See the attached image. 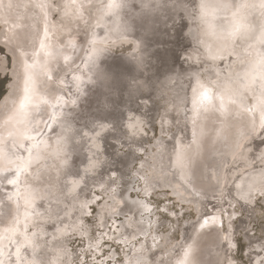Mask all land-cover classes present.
<instances>
[{
    "label": "bare ground",
    "instance_id": "1",
    "mask_svg": "<svg viewBox=\"0 0 264 264\" xmlns=\"http://www.w3.org/2000/svg\"><path fill=\"white\" fill-rule=\"evenodd\" d=\"M38 1L39 0H14V5L12 4V1L11 2L8 1L9 2L8 6L10 4L13 5L9 8L10 12L15 11L17 16L19 17L21 16L25 18V25H24L25 28L19 30V26H18V29L16 28L17 31H15L16 30L15 29L14 30L15 32L12 36L13 41L18 47L17 49H19L21 46L33 48L34 44L37 45L38 43L37 36L40 37L39 35L42 31L36 30V25L37 23L42 24L43 23L42 21H44V19L42 18L43 16L41 14L42 12L47 13L46 10L53 11L52 10L53 8L52 9L48 8L50 6L49 0H40V3ZM56 1L57 3L54 9L56 10L55 12H59L58 14L59 19L57 21L58 26L56 27V29L53 30H54V34L58 37L57 39L61 38L60 41H63L64 36L67 34V33L63 34L62 31L59 30L60 28L61 29L63 28L65 29L64 30L65 32L67 30L69 31L70 33L69 36H73L74 42H76L77 44L80 43L82 44V41L86 34V30L89 27L84 22L91 23L93 17L94 16L96 17V14L98 13L95 12L97 11L96 10L97 7H99L101 4H99V6L95 8L92 6L91 1H88L86 3L83 2L79 3L78 0H67L66 2H64L65 0H56ZM122 1L123 2L125 1L126 7L121 6L120 8L119 5L123 4ZM236 1L237 0H235V2ZM133 2L136 3V7H133L131 5V3ZM226 2H230V7L227 9L221 8L220 6L225 4ZM231 2H233V0L232 1L231 0H118L117 2H114L112 7L108 8L102 14H100V12L99 14H97V18L99 17L100 19L101 15H106L107 13V17L105 19L104 18L100 19L98 22L99 25H105L104 27L107 26L108 28L109 26V29L105 28L104 31L112 30L113 27L112 26L110 27L109 21H111L112 20L111 18L114 16L122 18L124 17V15L126 16L129 14V15H133L138 19L135 20V23H131V22L129 23L130 24L129 29L131 31L129 29L126 31L122 29L117 30V32L114 31L115 32L114 36L121 35L117 39L113 38L111 36V33L109 35L107 33H105L106 35L104 34L102 38L104 39L102 40L103 42L99 43L101 50L100 53L98 52V50L94 51L96 53H93L94 54L93 58H90L91 56L89 57L88 54L87 56L90 58V60L86 57V59H88L89 61L85 59L86 63L83 62V65H81L82 75L86 79H84L85 83L83 84L81 82L78 83L79 88L75 87L78 88L77 90H79L80 93V97L78 96L79 99H77L75 102L64 101L61 105L59 103L57 107H60V110H56V108L54 109L55 112L51 115L52 119L50 123L45 127L46 128L45 134L41 135L38 138L33 139L32 141L29 142L26 141L25 146L27 145L26 148L29 151H31L33 158L28 164V170L24 171L22 175H20L19 172L16 171L15 177L19 176L20 182L18 185L13 186V190H14L13 193L15 195L13 196L16 197L17 190H19L20 192H25L28 189H31V204L30 205L25 204L23 195L17 196V206H16L17 214L12 216L17 217L15 222L18 223V221L21 219L19 218V216L21 215L22 210L25 209L27 214H23V218H24L23 221L28 223V226L29 224L32 225L34 231L31 233L30 236L28 234L29 240L27 239L28 243L25 244L24 241L21 240L20 238L21 236L19 237L18 235L14 234L15 232L13 233L9 231V229H13V228L16 230L19 223L18 225H14V226L12 224L11 226L8 225L7 227L8 231L6 232V234L10 235L8 240L10 246L11 243H13V241L16 243L18 242L17 240H20L18 242L19 243L18 247L29 248V252L27 254L29 255L31 254V256L27 255L28 257L21 259L17 264H30L27 261H30L31 263H35V264H66V263L69 264L71 261H73L71 260L73 259L72 258L73 252L71 253L69 251V247H67L66 245V241L69 238H66V231L62 229L63 222L62 220H60V217L66 215L65 213L67 209L68 210L70 209L69 210L70 221L73 219V217L76 216V214L79 213L80 210H81L80 212H83V208H80L79 206L84 207V205L89 202L90 192H93V190H90V188L93 187V185L95 184H96L95 186L99 187V185L102 183L101 180L102 181L105 180L107 174H110L112 177V175L116 176L115 174L121 175V173L123 172H125L127 175L128 172L131 171V169L134 166L133 164L135 163V157H136L135 155L136 153L133 151L134 148L132 149L131 147L134 146L135 149L140 148L139 151H141L142 148H144V142L147 139L145 133V127L151 126V124L155 122L157 120V117L159 116L157 112H159L160 110L157 111V109L159 108L157 107V103L155 102V99L160 96H162L161 98L163 99V103L168 102L169 110H170L164 112L163 115H160L162 133H166V130L171 128L172 126H175L174 130L168 134V137L166 139L162 137L158 141H156L155 139L156 149L154 151L151 150L150 155H146L147 158L144 157L146 158V160L139 163L140 165L136 169L135 174L134 173L133 174L136 175L135 177H139L141 181H143V187H142L144 189L143 195L153 192V189L156 188H169V190L171 189V191L174 192V195L177 198L176 201L178 199L181 202L185 201L189 203L192 201L194 202L193 204L196 205V209L197 207L202 209V212L199 213L197 220L186 221L182 224L180 232H181V239L184 242V246L186 245L190 246L192 240L196 238L198 234H201L202 236L204 235L207 227L203 226V222H202L203 219L204 218H207L208 220L211 219L214 209H216L217 207L221 208L220 206L221 204L219 205L218 202H213V203L209 202L202 196L203 189H205V185L203 184L202 180H204V182L213 184L215 186L217 185L219 186L220 184H222L219 187L222 189V187L224 186L226 187L227 185V184L224 185L225 179L226 181H228V179H231V176L234 177L236 170L234 169L232 170L231 169L232 167L230 165L236 168L238 163V158L239 160L244 158L249 159L251 161L253 160V162H255L256 165L261 164L260 159L264 160L262 156L264 155V133L262 136V140L261 139L254 140V133L256 131L247 132L244 129L245 128L244 122L248 121V117L244 114V111H238L239 108H237V110L233 109L234 110L233 112L235 113L234 114L230 113V117H232L231 121L230 120L228 121L227 119H223V117L221 119L215 113H213L214 116L210 114V116L207 115L209 118L202 119L200 118L202 117L201 113L197 112L198 107H196L195 105V101L199 98L200 93L204 91H206L210 97H213V95L214 97H220L221 99H223L224 102L228 101L233 96H236L237 97L236 100L238 101L239 98L247 99V96L253 95L255 98L256 105L258 104L257 107L259 108L258 110L260 112L259 115L262 113L264 114V42L260 41L259 39L261 32H264V0L250 1L252 3H249V5L255 2V4H258L256 6H254L253 4L249 7L242 8L243 6L242 5L241 15H237L233 7V6L237 7L238 4L235 2H234L235 4H233ZM4 4L7 3L4 2ZM252 7L255 12H252L251 10ZM102 9L104 8H101V11ZM2 10L3 7L0 5V24L3 23L2 19L4 17V13L2 12ZM75 14H77L76 17ZM238 16L248 17V22L251 23L254 27V30L251 33H249L246 37L239 40H235L234 42L231 43L217 44L215 46L206 45L205 43L206 26L207 29H210L213 34H216L217 27L226 28L229 25V23L231 21L236 20ZM36 18L37 19L39 18V22H36ZM85 18L86 21L83 22ZM116 19L117 18L115 17V20ZM18 24L19 23L17 22V25ZM6 25H4V27ZM243 26L244 25L242 23L237 21V27L233 29L234 34L237 33L240 27ZM97 27L100 28L103 26H96V27L94 26V31L95 28ZM90 28L92 29L93 27ZM124 31L126 32V34H128L127 32L130 31L129 32L130 35H126ZM46 34H48V31ZM46 34L45 35L43 34V36H46ZM43 36L41 37L43 38ZM51 37L53 36L51 35ZM43 41L42 44L45 42ZM39 44L42 45L40 42ZM130 44H134L137 50L134 56H127L126 54L117 55L118 50H121L125 46ZM36 45L35 47H37ZM42 46L44 47V45ZM42 46L41 49L43 48ZM90 48L91 47H89V49ZM21 50L23 49L21 48ZM42 50H45V48ZM47 50L49 51L50 49H46V51ZM88 52H90V50H88ZM31 53L36 54V52L35 53L31 52ZM45 53L46 52H44V54ZM56 53L54 52V55ZM46 54H48V56L51 58V55H49L48 52ZM63 54L64 53H62V55ZM58 55H60V53ZM62 55H60L61 58ZM34 56L32 55L33 58ZM41 57L43 58V56ZM52 58H53L52 60L55 59L54 57ZM59 58H57V60L55 61L58 62L59 60L60 62L61 58L60 59ZM30 60L33 61L32 59ZM43 61H39V62L43 64ZM51 62H50L51 66L55 64V62L53 64ZM39 67L41 68L40 65ZM43 68L46 69L51 67L45 66ZM76 69L72 68V70H76ZM38 71L39 70H37V72ZM202 71L205 72L208 80L212 82V84H214L215 86L214 91H212L211 83L204 84L202 81L199 80V78H197L198 73ZM45 72H47V70ZM12 74H13V79L15 81L13 80L14 82L8 85L9 86L8 94L0 102V112L3 110L8 100L15 99L17 97L16 94L18 92L16 93V88H15L18 79L17 71L12 72ZM34 74L36 73L34 72L33 75ZM54 75H53L54 79L59 77L58 73ZM42 76L43 75H41V77ZM20 79L21 78L19 77L18 81ZM34 79L35 77L33 78V80ZM39 79L40 80L42 79L41 80L42 82L44 80V78L38 77V82H36V85H34L35 87H32L31 85L32 89L33 88L35 89L36 86L39 84L40 81ZM73 79L75 80L74 75H73ZM77 79L78 78H76V80ZM33 80L32 82L35 84V80L34 81ZM48 81L51 80L48 79ZM56 81L57 80H55V82ZM71 81L73 80H69V82ZM32 82L30 80V83ZM57 82L59 83L60 81ZM62 82L64 84V81ZM69 82L67 81V83ZM46 83L45 85L46 87H48ZM50 83H52V81ZM18 84H20V81L18 82ZM73 84L74 83H72V85ZM65 85L67 84H64V86ZM73 86H77V85L74 84ZM60 87L61 86H59L58 88ZM69 87L67 89L73 88L72 86L70 88ZM58 88H57L58 90L57 94L59 93ZM34 89L33 91L32 90L26 91L25 93L26 99L30 95H34L38 90H39L38 92L43 91V89L41 88L39 89L37 88L38 90L36 89L34 90ZM52 90L54 91V89ZM34 91L36 92L30 94V92L32 93ZM48 91L49 90L45 92ZM65 91H66V95L67 93L68 94L71 93L70 90H65ZM19 93L21 94V92ZM60 94L63 95L61 91ZM39 95L41 96L40 93L37 96ZM48 95L46 97H49ZM19 96L20 95H18L17 98H19ZM166 96H168L167 99ZM259 96L260 98H258ZM46 100L47 99H45L44 101ZM190 101L191 103H193L192 108L190 109L193 112L190 115H188L187 113L189 109L188 107L189 106L191 107V105L189 104ZM22 104L23 102L22 103L20 102L18 104L19 105L18 112H20L19 109H21L20 106ZM236 104L239 106L238 102ZM236 106L234 108H236ZM26 108L29 109V107ZM36 109L35 111H37L39 108L37 110ZM242 109L244 108L242 107ZM12 110L10 111V114L8 116L12 114L11 113ZM42 110L45 109L43 108ZM29 112L26 111V113L28 114ZM16 114H17V110L14 111L13 116H16ZM43 114L41 113V116ZM41 116H39L40 119ZM215 116H217V118ZM11 117H9V119ZM4 118L5 115L3 119ZM22 119L23 117L21 118V120ZM27 119L28 118H26L25 120ZM25 120L22 121L24 122ZM215 120H217L216 121L217 123L215 122ZM258 121L260 120L258 119ZM7 122L10 123L9 120ZM193 122H195V129L192 135L193 136L192 149L189 148L190 149L189 152L181 154L178 148L181 147L182 149L181 145H184L185 142H187L186 140L189 139V137L188 138L185 137V134L188 132V127ZM214 122L216 124H218V122L225 123L226 126L223 127L222 124L219 123L222 126V128H220ZM10 124L16 125L17 123L15 124L14 122L12 123L11 121ZM133 124L136 126L135 128L129 127V125H133ZM206 127H208L207 132H205ZM26 128L29 129V127ZM20 129H22V127ZM213 129H215L214 134L212 133ZM5 130L8 133L10 131L8 129ZM26 130L27 129H25V131ZM18 131L17 132L19 134L21 131L19 129ZM260 134L258 135L260 136ZM20 136L22 137V135ZM205 136L207 137L210 136L212 142L213 141L216 142V143L215 142L211 143L213 145L215 144V146L213 147L214 150L208 151L203 149L202 143ZM111 140H116L117 142L121 143L123 147L124 146L127 147L129 151H126V153L116 151L117 154L115 155V150L112 147L113 144L111 143ZM131 144L133 146H131ZM33 145H36V147H33ZM97 145H99V147H97ZM17 148L18 145L15 144V140L6 142V144L0 148V167H4V166L6 167V165L9 164L22 165L28 161L29 153L27 155H22L20 154L19 151H17ZM240 163H242V161ZM240 163L238 164L240 165ZM250 164L251 163H249V165ZM249 165H247V167H249ZM252 167L254 168V166ZM247 170L248 169H246V171ZM238 173L240 174L241 172L239 171ZM238 173L236 177H238L239 175ZM250 173L251 172L247 173L237 183H235L232 189H230L231 185H229V182H227L228 183L227 188L230 187L229 189L230 192L232 193V196L236 194V198L238 199V201L239 199L241 200L240 204L244 206L243 207L244 210L245 208L246 209L248 208L247 205L249 202H247L245 199L242 198L248 195V199H249L250 197H252V195H256L257 194L256 192H258L257 188L254 185L256 177H254V175ZM249 178L252 180L251 183L248 182ZM123 181L125 184L128 185V187L127 188L122 187V190L117 191L119 190L117 189L116 190L117 192L115 191L109 194L107 196L108 201H106L103 206L98 207V213H97V217H98L97 221L99 223L98 226L101 227H105L108 218L113 217L114 214H121L127 217L125 221L120 224V230H118V235H117L118 240H121L123 243L127 244V242H132L131 240L139 236L140 237L143 236L144 238V240L140 242L139 246L135 247L130 245L131 247L128 250L129 252L125 254L126 261L121 264H131L134 261L141 264H206L208 263L209 255L207 253L209 252V250L207 249L208 251L205 252V246L203 245H200L198 247L201 235H199V237L197 238L196 244L193 247V249L190 248L192 251L188 255V257L187 258L185 257V253L181 254L180 258L175 262L174 256L179 250L178 243L170 244L168 242L167 236L165 237L164 234L162 237H159V235L157 236V229L159 228L158 223H156V221L154 220L155 223L152 222L153 225L150 226L148 224L149 220L146 221L144 217V215L146 214L145 212L148 211V208L146 206L147 203L145 204V202L139 201L140 199L139 200L132 199L130 197V189H131L130 183H132L131 182L132 180L130 181L123 177ZM261 186L263 187L264 183H262ZM108 188L106 187L107 190L110 189ZM221 189L218 190L220 191V193H223L224 191H222ZM37 191L41 192L40 195L47 197L49 202L52 201L49 203V211H43L41 209L42 207L39 201L36 202V200L40 196L39 194H36ZM259 193L264 194V191L259 189ZM209 194L210 193H208V195ZM214 195L213 196L211 195V197H214ZM226 195H225V199H228L226 198ZM5 199L7 198L5 197ZM225 201L224 203L227 204L228 202L226 203ZM71 203H73L74 205L72 206ZM93 203H95V201ZM119 203L121 204L118 207ZM224 203H222V205ZM67 206L72 208H66ZM227 207L228 205L223 206V209L226 211V213L230 211L226 209ZM33 210H35V212L32 215V217H30V213ZM211 210L213 212H211ZM233 210L234 209H232V212ZM250 210L252 211L253 208ZM239 212L241 213V211ZM244 213L246 212L244 211ZM248 213L246 215H248ZM1 216H4V214ZM226 216H229V213ZM8 217L9 216L7 215V218ZM240 220H241L240 226L241 228L244 229L245 232V233L243 232L244 233L243 236H245L244 241L248 242L246 253L248 254L247 257L248 256L251 257L250 258L251 261H249L251 262L250 264H264V247H263L264 240L256 239L257 237L254 238L252 234L248 231L250 227L247 226L249 223L248 224L245 223L247 220L246 221L242 219ZM73 221L75 227L80 229L81 224L79 220L73 219ZM56 222L59 224H56ZM21 224L25 226V224L23 223ZM71 231L72 230H70V233ZM83 232L85 233L86 231ZM205 236L203 239L207 240ZM212 242L208 244H212ZM203 243H205V241ZM5 248L6 247L0 244V257L4 252V250L5 251L9 250V248L6 249ZM227 248L229 249V251L231 250V248L229 247ZM95 250L97 251V249ZM216 251H218V249ZM231 251H233V249ZM11 253H12V249L8 251V254L6 253L7 255L5 256V260L7 259V262H9L8 261L10 259L9 255ZM24 253H25L24 250H22L20 254L22 255ZM20 254L16 253L13 257L16 259L17 257H19ZM207 256L208 258H206ZM215 256L217 255L215 254ZM231 259L232 258L230 257V260H228L227 263L230 264L229 261H231Z\"/></svg>",
    "mask_w": 264,
    "mask_h": 264
},
{
    "label": "rangeland",
    "instance_id": "2",
    "mask_svg": "<svg viewBox=\"0 0 264 264\" xmlns=\"http://www.w3.org/2000/svg\"><path fill=\"white\" fill-rule=\"evenodd\" d=\"M11 2L12 1V4L14 5V0H0V5L3 7V10H2V12L4 13V17H3V19H2V22L3 23H1L2 25L4 24V25H6L5 27H4V25L2 26L1 24H0V102L2 101V99H4L6 96H7V94H8V85H10L11 83H13L15 80L13 79V74H12V72H14V71H17V75H18V79H19V77L21 78L19 81H20V84H18V79H17V83H16V85H15V88H16V93L18 92H21V94L19 93H15L16 95H17V97H18V95H20L19 96V98H15V99H11V100H8L7 102H6V104H5V106H4V108H3V110L0 112V148L1 147H3L5 144H6V142H9V141H13V140H15V144H17L18 145V148H17V151H19L20 152V154H22V155H27L30 151L26 148V146H25V144H26V141L27 142H29V141H32L33 139H35V138H38V137H40L41 135H44L45 134V127L50 123V121H51V115L55 112L54 111V109L56 108V110H60V107H57L58 106V104L60 103V105L64 102V101H72V102H75L77 99H79V97H80V93H79V90H77L78 88H79V86H78V83L79 82H81L82 84L83 83H85V80L84 79H86L83 75H82V71H81V68H82V66L81 65H83V62H85L86 60H90V58H93V56H94V54L93 53H96V52H94V51H97L98 50V52L100 53V46H99V43H101V42H103L102 40H104V39H102L103 38V36H104V34L105 33H107L108 35L111 33V36L113 37V38H115V39H117L118 37H120L121 35H116V36H114V34H115V32L114 31H116L117 32V30H120V29H122V30H128L130 27H129V23L131 22V23H135V20L136 19H138V18H136V17H134L133 15H124V17H117V16H114V17H112L111 19L113 20H111L112 21V23H111V21H109V23H110V27L112 26L113 28H112V30L111 31H104V29L105 28H107V26L106 27H104L105 25H99V20L100 19H105L106 17H107V13H106V15H101V17H100V19H99V17L97 18V14H99V12H100V14H102L104 11H106L108 8H110V7H112L113 6V4H114V2H117L118 0H78L79 1V3H86V2H88V1H91L92 2V6L93 7H97V6H99V4H101L99 7H97V11H95L96 13V17L94 16L93 17V19H92V21H91V23H88V22H84V21H86V18H85V20H83V22L84 23H86V25H88L89 27L87 28V30H86V34H85V37H84V39H83V41H82V44L80 43V44H77L76 42H74V38H73V36H69V31L67 32H65L64 30L65 29H61L60 27V31H62V33L63 34H66L65 36H64V39H63V41H60V39L61 38H59V39H57L58 37L54 34V30L53 29H56V27L58 26V23H57V21H58V19H59V16H58V14H59V12H55L56 10L54 9L55 8V6H56V3H57V1L56 0H49L50 1V6L48 7V8H50V9H52L53 11H47L46 10V12L47 13H44V12H42L41 10V12H42V14H41V12H40V14L43 16L42 18L44 19V21H42V19H41V21L43 22L42 24L40 23H37V25H36V30H39V31H42L43 32V34L45 35L46 33H47V31H48V34H46V36H43V34H42V32L40 33V37H38L37 36V45L36 44H34V46H33V48L31 47V48H28V47H25V46H21L19 49H17L18 47H17V45L15 44V42L13 41V34H14V32L15 31H17V29H18V26H19V30H22V28H25L24 27V25H25V18L24 17H19V16H17V14H16V12L14 11V12H10V10H9V8L11 7V6H13L12 4H10L9 6H8V3L9 2ZM67 0H65L64 2H66ZM109 1V2H108ZM232 1V0H231ZM247 0H237L236 2H235V0H233V2H231V3H233V4H235V3H237L238 4V6L237 7H235V6H233L234 7V9H235V11H236V13H237V15H241V13H242V9H241V6L243 5V6H245V5H247V7H249V6H251V5H253L254 4V6H256V5H258V4H255V2L253 3V4H251V5H249V3H252V2H250V1H252V0H249V1H247ZM4 2H6L7 4H4ZM39 3H40V0L38 1ZM42 2V1H41ZM107 2V3H106ZM121 2V1H120ZM235 2V3H234ZM239 2V3H238ZM245 2V3H244ZM122 3L123 4H121V5H119L120 6V8H121V6H125L126 7V3H125V1L123 2L122 1ZM124 3H125V5H124ZM241 3V4H240ZM52 4V5H51ZM98 4V5H97ZM107 4H109V5H107ZM6 5V6H5ZM96 5V6H95ZM105 5H107V6H104ZM131 5L133 6V7H136V3L135 2H133V3H131ZM131 6V7H132ZM104 8V9H102V11H101V8ZM120 8H119V10H120ZM9 10V11H8ZM252 12H255L254 11V9H253V7H252ZM10 12V13H9ZM54 12H55V14H54ZM13 13V14H12ZM47 14V15H44V14ZM117 13V12H116ZM94 14V15H95ZM45 16V17H44ZM54 16V17H53ZM77 16V14H75V17ZM15 17H17V18H15ZM115 17L117 18L116 20H115ZM19 18V19H18ZM77 18H79V17H77ZM114 18V19H113ZM8 19V20H7ZM18 19V20H17ZM54 19V20H53ZM120 19V20H119ZM20 20V21H19ZM119 20V21H118ZM122 20V21H121ZM124 20V21H123ZM7 21V22H6ZM56 21V22H55ZM6 22V23H5ZM15 22V23H14ZM17 22L19 23L18 25H17ZM36 22H39V18L37 19L36 18ZM47 22V23H46ZM43 26V27H42ZM94 26L96 27V26H103V27H97V28H95V31H94ZM4 27V28H3ZM90 27H93L92 29L90 28ZM17 28V29H16ZM41 28V29H40ZM44 28V29H43ZM46 28V29H45ZM89 28H90V30H89ZM16 29V30H15ZM97 29V30H96ZM107 29H109V26H108V28ZM15 30V31H14ZM18 30V31H19ZM58 30V31H59ZM92 30H93V32H92ZM130 30V29H129ZM4 33H3V32ZM64 31V32H63ZM124 31V32H125ZM131 31V30H130ZM130 31H128L127 33L128 34H126V32H125V34L126 35H130L129 34V32ZM46 32V33H45ZM94 32H95V35H94ZM53 33V34H52ZM91 33V34H90ZM42 34V35H41ZM124 34V33H123ZM123 34H122V36H123ZM49 35V36H48ZM51 35L54 37H51ZM92 35V36H91ZM106 35V34H105ZM41 36H43V38L41 37ZM45 37H47V38H45ZM60 37V36H59ZM93 37V38H92ZM5 39H6V41H5ZM45 39V40H44ZM45 43H43L42 44V41ZM50 42H49V41ZM58 40V41H57ZM9 41V42H8ZM85 41V42H84ZM39 42L42 44V45H44V47L42 46V45H40L39 44ZM91 42V43H90ZM8 43H9V45H11V46H9L8 45ZM60 43H61V45H60ZM69 43H71V44H69ZM89 43V44H88ZM4 44V45H3ZM6 44V45H5ZM39 44V45H38ZM51 44V45H50ZM73 44V45H72ZM91 44V45H90ZM35 45L37 46V47H35ZM48 45H50V46H48ZM75 45V46H74ZM5 46H7V47H5ZM39 46V47H38ZM41 46L43 47L42 49H44L45 48V50H42L41 49ZM81 46H82V48H81ZM91 47L90 49H89V47ZM95 46V47H94ZM9 48H10V50H9ZM21 48L23 49V50H21ZM80 48H81V51H80ZM88 48V49H87ZM8 49V50H7ZM26 49H28V50H26ZM38 51H37V50ZM39 49H41V50H39ZM46 49H50L49 51L47 50L46 51ZM72 49H73V51H72ZM92 49V50H91ZM133 49H134V51H135V53H134V51H133ZM15 50H17V51H15ZM19 50H21V51H19ZM31 50V51H30ZM36 50V51H35ZM79 50V51H78ZM88 50H90V52H88ZM8 51V52H7ZM16 52V54H15V52ZM23 51V52H22ZM30 51V52H29ZM40 51V52H39ZM50 51H51V53H50ZM68 51V52H67ZM136 48H135V45L134 44H130V45H127V46H125L123 49H121V50H118V53H117V55H120V54H123V55H127V56H134L135 54H136ZM27 52H29V53H26ZM31 52H36V54H32ZM39 52V53H38ZM44 52H48L49 53V55H51V58L48 56V54H44ZM54 52L56 53V52H58V53H56L55 55H54ZM66 52V53H65ZM74 52V53H73ZM104 52V51H103ZM131 52V53H130ZM133 52V53H132ZM9 53V54H8ZM11 53V54H10ZM19 53V54H18ZM22 53V54H21ZM26 55H25V54ZM39 55H38V54ZM53 53V54H52ZM60 53V55H62V53H64L63 55H62V58L60 57V55H58ZM70 53V54H69ZM102 53V52H101ZM18 54V55H17ZM41 54V55H40ZM79 54V55H78ZM89 54V55H88ZM103 54H105V53H103ZM21 55V56H20ZM22 55H23V57H24V55H25V57L23 58L22 57ZM32 55L34 56V55H37V56H34V58L32 57ZM45 55V56H44ZM54 55V56H53ZM58 57H57V56ZM71 55V56H70ZM90 57H88V56ZM31 56V57H30ZM41 56H43V58L41 57ZM47 56V57H46ZM55 56H56V58H55ZM27 57V58H26ZM41 57V58H40ZM45 57V58H44ZM52 57H54L55 59L54 60H52L53 58ZM61 59H60V58ZM86 57L88 58V59H86ZM18 58H19V61H18ZM39 58V59H38ZM47 58V59H46ZM48 58H49V60H48ZM57 58H59L61 61L59 62V60H58V62L57 61H55V60H57ZM5 59V60H4ZM30 59H32L33 61H31ZM36 59H38V60H36ZM41 59H43V60H41ZM52 60V62H51V60ZM86 59V60H85ZM4 60V61H3ZM26 60V61H25ZM29 62H28V61ZM47 62H46V61ZM88 60V61H89ZM34 61H36V62H34ZM39 61H43V64H41V62H39ZM53 64L54 62H55V64H53L52 66L50 65V62ZM15 62V63H14ZM31 62V63H30ZM19 63V64H18ZM35 63H36V65H35ZM39 63V64H38ZM47 65H46V64ZM69 63H70V66L72 67V68H74V69H76V70H72V68L69 66ZM86 63V62H85ZM17 64V65H16ZM22 66H21V65ZM32 64H34V65H32ZM56 64H58V65H56ZM24 65V66H23ZM39 65L41 66V68L39 67ZM49 65V66H48ZM51 67V68H43V67ZM69 66V67H68ZM74 66V67H73ZM35 67V68H34ZM39 67V68H38ZM61 67V68H60ZM16 68V69H15ZM18 68V69H17ZM25 68V69H24ZM33 68V69H32ZM43 68V69H42ZM65 68V69H64ZM69 68V69H68ZM49 69H51V70H49ZM54 69H55V71H54ZM61 69V70H60ZM64 69V70H63ZM19 70V71H18ZM37 70H39L38 72H37ZM44 70V71H43ZM47 70V72H45ZM21 71V72H20ZM43 73H42V72ZM57 71H59V72H57ZM61 71V72H60ZM72 71V72H71ZM80 71V72H79ZM36 73V74H34L33 75V73ZM55 72V73H54ZM63 72V73H62ZM67 72H68V74H67ZM75 74H74V73ZM24 73V74H23ZM38 73H39V75H38ZM49 73H50V76H49ZM59 74V77H57V78H55L54 79V77H53V75L54 74ZM78 73V74H77ZM20 74H21V76H20ZM31 74H32V76H31ZM48 74V75H47ZM62 74V75H61ZM82 76H81V75ZM22 75H23V78H22ZM39 78H44V80H43V82L40 80L39 81V84L36 86V90H38L39 88H41V89H43V91H41V92H36V91H34V92H30V94H33V93H35L34 95H30L29 97H27V99L25 98L26 96H25V93H26V91L28 90V91H33V89H32V87H35L34 85H36V82H38V77ZM41 75H43L42 77H41ZM63 77H61V76ZM70 75V76H69ZM72 75V76H71ZM73 75H74V78H75V80L73 79ZM46 76H48V77H46ZM55 76V75H54ZM35 77V84L32 82V80H33V78ZM37 77V78H36ZM51 77V78H50ZM71 77H72V79H71ZM80 77H81V79H80ZM58 78H59V80H58ZM62 78V79H61ZM65 78V79H64ZM76 78H78L77 80H76ZM197 78H199V80L200 81H202L204 84H209V83H211V86H212V91H214V84H212V82H210L209 80H208V78L206 77V74H205V72H200V73H198V75H197ZM48 79L49 80H51L52 81V83H50L51 81H48ZM14 80V81H13ZM22 80V81H21ZM28 80V81H27ZM30 80H31V82L32 83H30ZM33 80V81H34ZM55 80H57V81H60L59 83L56 81L55 82ZM64 81V84H67V85H65L64 86V84H63V82L62 81ZM69 80H73V81H71V82H69ZM47 83H46V82ZM67 81L70 83H67ZM45 83L47 84V86L48 87H46V85H45ZM56 83V84H55ZM72 83H74L75 85H77V86H73L72 85ZM18 84V85H17ZM28 84H29V87H28ZM44 84V85H43ZM59 84V85H58ZM31 85H32V87H31ZM71 85L73 88L71 89L69 86ZM19 86V87H18ZM21 86V87H20ZM41 86V87H40ZM50 86H52V87H50ZM59 86H61L60 88H58ZM62 86H64V87H62ZM30 87H31V90H30ZM43 87V88H42ZM44 87H46V88H44ZM70 88V89H67V88ZM75 87H78V88H75ZM21 88V89H20ZM38 88V89H37ZM49 88V89H48ZM57 88L59 89V93L57 94ZM18 89H19V91H18ZM34 89V90H35ZM49 90L48 92H45V91H47V90ZM52 89H54V91L52 90ZM61 89V90H60ZM63 89V90H62ZM76 89V90H75ZM45 90V91H44ZM65 90H70V92L71 93H67V95H66V91ZM60 91H61V93L64 95H61L60 94ZM63 91V92H62ZM64 91H65V93H64ZM52 92V93H51ZM54 92V93H53ZM69 92V91H68ZM77 92V93H76ZM41 94V96L39 95V96H37L38 94ZM74 93V94H73ZM192 93V92H191ZM49 96V97H46L47 95ZM57 94V95H56ZM22 95V96H21ZM44 95V96H43ZM72 95H73V97H72ZM33 96V97H32ZM69 96H70V98H69ZM75 96V97H74ZM79 96V97H78ZM191 96H192V94H191ZM261 96V95H260ZM260 96L258 97V98H260ZM31 97V98H30ZM46 97V98H45ZM53 97V98H52ZM64 97H66V98H64ZM67 97H68V99H67ZM162 96H160V97H157L156 99H157V101H156V99H155V102L157 103V107L159 108V109H157V111H159V112H157L158 113V117H157V120L155 121V122H153L152 124H151V126H146L145 127V133H146V140H145V142H144V148H142V150L141 151H139V149H135V147L131 144V146H133V147H131L132 149H133V151L136 153L135 155H136V157H135V163L133 164L134 166H133V168L131 169V171L130 172H128V174L126 175V173L125 172H123V173H121V175H118V174H115L116 176H113L112 175V177H111V175L110 174H107V176L105 177V180H101V184L99 185V184H97V185H99V187L98 186H95V185H93V187H91L90 188V190H93V192H90V196H89V202L88 203H86L85 205H84V207L83 206H79L80 208H83V212H80L79 211V213L78 214H76V216L75 217H73V219H78L79 220V222H80V224H81V230L80 229H78L77 227H75V224H74V221H73V219L70 221L69 220V218H70V216H69V210L67 209V211H66V215H63L62 217H60V220H62V222H63V228L62 229H64L65 231H66V238H69L67 241H66V245H67V247H69V251L72 253L73 252V254H72V258L73 259H71V260H73V261H71L69 264H91L92 262V264H107V262L110 260V261H112V264H121V263H124L125 261H126V253H128L129 251V248L131 247V246H139L140 245V242H142L143 240H144V238H143V236H139V237H137V238H135V239H133V240H131L132 242H134V243H132V242H127V244L126 243H123L121 240H118V238H117V235H118V230H120V224L122 223V222H124L125 221V219L127 218L126 216H124V215H121V214H114L113 215V217H109L108 218V220H107V223H106V226L105 227H101V226H98L99 225V223H98V221H97V219H98V217H97V213H98V207H101V206H103L104 205V203L106 202V201H108V198H107V196L109 195V194H111L112 192H115L117 189H119V190H117V191H120V190H122V187H128V185L127 184H125L124 183V181H123V177L124 178H126L127 180H132L131 182L132 183H130L131 184V189H130V197L132 198V199H134V200H139V201H141V202H145V204H146V206H147V208H148V211L147 212H145L146 214L144 215V217H145V220L146 221H148V224L150 225V226H152L153 225V223L152 222H154L155 223V221H156V223H158V229H157V236L159 235V237H162L163 236V234H164V236L166 237L167 236V238H168V242L170 243V244H172V243H178V248H179V250L177 251V253H176V255L174 256V260H175V262L180 258V256H181V254H184V253H186L190 248H192L193 249V247L195 246V244H196V240H197V238L199 237V235H201V234H198V236H196V238H194L193 240H192V243L190 244V246H188V245H186V246H184V242L182 241V239H181V227H182V224L184 223V222H186V221H194V220H197L198 219V216H199V213H201L202 212V209L201 208H199V207H197V209H196V205L195 204H193L194 202H181L179 199V201L177 200L176 201V196L174 195V192H172L171 191V189L169 190V188H156V189H153V192H150V193H148V194H144L143 195V181H141V179L139 178V177H135L136 175H134L135 174V172H136V169L138 168V166L140 165L139 163H141L142 161H144V160H146V158H147V156L146 155H150V151L152 150V151H154L155 149H156V141H158L161 137L162 138H167L168 137V134L170 133V132H172L173 130H174V127L175 126H172L171 128H169V129H165L166 130V133H162V126H161V121H160V118H161V116L160 115H163V113L164 112H166V111H170L169 110V104H168V102H164L163 103V99L161 98ZM167 97L168 96H166V99H167ZM210 97V96H209ZM75 98V99H74ZM252 98V99H251ZM34 99V100H33ZM45 99H47L46 101H44ZM63 101H62V100ZM71 99V100H70ZM237 99V97L236 96H233L232 98H230L228 101H226V102H224L223 101V99H221L220 97H214V95H213V97H210V103H208V102H205V106H204V108H200V107H198V111L197 112H199V113H201V116L202 117H200V118H202V119H207V118H209L207 115H209L210 116V114H212L213 115V113H215L216 115H218L221 119H222V117H223V119H227L228 121L230 120L231 121V119H232V117H230V113L232 114H234L235 112H233L234 110H237V108H239L238 109V111H244V114L248 117V121L245 123L244 122V126H245V130L247 131V132H255L254 133V140H262V136H263V133H264V114L262 115V114H260L259 115V108L257 107V105H256V102H255V98H254V96L253 95H250V96H247V99H240L239 98V100H240V102H239V100L237 101L236 100ZM251 99V100H250ZM12 100H13V102H12ZM15 100V101H14ZM18 100V101H17ZM30 100H32V101H30ZM43 100V101H42ZM49 100V101H48ZM60 100H61V102H60ZM165 100V99H164ZM253 100V101H252ZM258 100V99H257ZM30 101V102H29ZM35 101V102H34ZM159 101V102H158ZM16 102V103H15ZM22 103L23 102V104L20 106V108L22 109V107H23V109L21 110V109H19L20 110V112H18V108H19V103ZM37 102V103H36ZM39 102V103H38ZM41 102V103H40ZM42 102H43V104H45V105H43L42 104ZM239 103V106L236 104V103ZM15 103V104H14ZM161 103V104H160ZM163 103V104H162ZM28 104V105H27ZM54 104H55V107H54ZM189 104L191 105V107L189 106L188 108V111H187V113H188V115H190L193 111L192 110H190L191 108H192V104L193 103H191V101L189 102ZM13 105V106H12ZM24 105V106H23ZM222 105H223V108H222ZM237 105V106H236ZM251 105V106H250ZM35 106H36V108L38 109H36L35 108ZM51 108H50V107ZM165 106V107H164ZM236 106V108H234ZM10 107V108H9ZM17 107V108H16ZM26 107H29V109H27ZM46 107V108H45ZM48 107V108H47ZM242 107L244 108V109H242ZM9 108V109H8ZM14 108H16V109H14ZM40 108H41V110H40ZM45 109V110H42V109ZM7 109H8V111H7ZM12 109H14V110H12ZM27 109V110H26ZM35 109L37 110V111H35ZM166 109V110H165ZM234 109V110H233ZM12 110V117H11V115L10 116H8L9 114H10V111ZM17 110V114H16V116H13V113H14V111H16ZM24 110V111H23ZM27 112H29V114L28 113H26V111ZM252 110V111H251ZM38 111H40V112H38ZM42 111V112H41ZM46 113H45V112ZM6 112H8V113H6ZM35 112H38V113H40V114H38V113H35ZM57 112V111H56ZM20 113V114H19ZM21 113H23V114H21ZM35 115H34V114ZM41 113L43 114L42 116H41ZM49 113V114H48ZM225 113V114H224ZM258 113V114H257ZM27 114V115H26ZM41 116V119H40V117L38 116ZM227 114H229V115H227ZM4 115H5V118L3 119V117H4ZM7 115V116H6ZM15 115V114H14ZM26 115V116H25ZM46 117H45V116ZM214 116V115H213ZM212 116V117H213ZM7 117H8V119H7ZM9 117H11L10 119H11V121H12V123L14 122L16 125H14V124H10L11 123V121H10V119H9ZM23 117V119L22 120H25L26 118H28L27 120H25L24 122L21 120V118ZM25 117V118H24ZM39 117V118H38ZM43 117V118H42ZM216 118H217V116H215ZM218 117V118H219ZM255 117H257L260 121H258V119L257 118H255ZM12 118H14V119H12ZM44 118H46V119H44ZM2 119V120H1ZM6 119H7V121L9 120V122L10 123H8L7 121H6ZM44 119V120H43ZM256 119V120H255ZM16 120V121H15ZM41 120V121H40ZM247 120V119H246ZM18 121V122H17ZM43 121V122H42ZM217 120H215V122H216ZM4 122V123H3ZM205 122V121H204ZM214 122V123H215ZM223 122V121H222ZM257 122V123H256ZM22 123H23V125H22ZM41 123V124H40ZM217 123V122H216ZM215 123V124H216ZM219 123H221V122H218V124H216L218 127H220V128H222V126L224 127V126H226V124L225 123H221L222 124V126H221V124H219ZM22 126H21V125ZM154 124V125H153ZM39 125H41V126H39ZM261 125H262V127H261ZM159 126V127H158ZM216 126V127H217ZM22 127V129H20ZM26 127H29V129L28 128H26ZM40 127V128H39ZM153 127V128H152ZM190 127V128H189ZM188 127V132L185 134V137L186 138H188L189 137V139H187L186 141L187 142H185V144L184 145H181L182 146V149H181V147H179L178 149L180 150V153L181 154H183V153H186V152H189L190 151V149L189 148H191L192 149V145H193V140H192V138H193V132H194V129H195V122H193L190 126ZM193 127V128H192ZM262 128V129H261ZM5 129H8V130H10L9 131V133L5 130ZM18 129L21 131L19 134L20 135H22V137L18 134ZM25 129H27L26 131H25ZM207 129H208V127H206L205 128V132H207ZM251 129H252V131H251ZM262 131H261V130ZM40 130V131H39ZM193 130V131H192ZM18 131V132H17ZM23 131V132H22ZM29 131V132H28ZM35 131V132H34ZM37 131V132H36ZM191 131H192V133H191ZM26 132V133H25ZM29 133V135H28V133ZM33 132V133H32ZM147 132H148V134H147ZM214 132H215V129H213L212 130V133L214 134ZM261 134H260V133ZM38 133V134H37ZM260 134V136L258 135V134ZM32 134V135H31ZM15 135H17V136H15ZM26 135V136H25ZM28 135V136H27ZM149 135V136H148ZM257 135V136H256ZM29 137H31V139H29ZM26 138H27V140H26ZM152 138V139H151ZM211 137L210 136H205L204 137V140H203V143H202V146H203V149L204 150H208V151H211V150H214V146H215V144L213 145V144H211V143H213V142H215V141H213L212 142V139H210ZM149 139V140H148ZM155 139H156V141H155ZM8 140V141H7ZM154 142V143H153ZM111 143L113 144L112 145V147L114 148V150H115V155L117 154L116 153V151L117 152H125L126 153V151H129L128 150V148L127 147H123V145L121 144V143H119V142H117L116 140H111ZM148 143V144H147ZM187 143V144H186ZM216 143V142H215ZM150 144V145H149ZM117 145H119V146H117ZM186 145H187V147H186ZM24 146V147H23ZM122 146V147H121ZM153 146V147H152ZM184 146V147H183ZM22 147V148H21ZM213 148V149H211V148ZM116 148V149H115ZM118 148V149H117ZM123 148H124V150H123ZM152 148V149H151ZM127 149V150H126ZM118 150H120V151H118ZM184 150V151H183ZM146 151V152H145ZM144 152V153H143ZM263 156V159H264V155H262ZM144 157H146V158H144ZM136 159H137V161H136ZM141 159V160H140ZM242 161V163H240L241 161ZM239 160V158H238V163H240V165L237 163V167L235 168V167H233L232 165H230L232 168V170L234 169V170H236V172H235V175H234V177L233 176H231V179H228V181H226V179H225V182H224V185L225 184H227L228 185V183L227 182H229V185H231V188L230 189H232L233 188V185L235 184V183H237L243 176H245L247 173H249V172H251L250 174H253L254 175V177H256V179H255V187L257 188V190H258V192H256L257 194L256 195H252V197H250L249 199H247L246 201L247 202H249L248 203V208L246 209L245 208V210H244V206L243 205H241L240 203H241V200L239 199V201H238V199L236 198V194H235V192H234V196H232V193L230 192V189L229 188H227V185H226V187L224 186V187H222V189L221 188H219L220 187V185H222V184H220L219 186L217 185V186H215V185H213V184H209V183H207V182H204V180H202V182H203V184L205 185V189H203V192H202V196L207 200V201H209V202H218V204L221 206V208L219 207H217L216 209H214V212L211 210V212H213L212 214V217H211V219H209V224H208V226H206L207 227V229H206V231H205V233H204V235L202 236L201 235V237H200V240H199V245H198V247L200 246V245H203V246H205V252L206 251H208L209 250V252L207 253L208 255H209V259H208V263H206V264H212V262H213V264H229V263H227L228 262V260H230V257L232 258L231 259V261H229L230 262V264L232 263V264H250L251 262H249V261H251V257L250 256H248L247 257V241H244V239H245V236H243L244 235V229L243 228H241V220L240 219H242V220H247L245 223L246 224H248L247 226L248 227H250L249 228V232L252 234V236L254 237V238H256V239H260V240H264V197H262V196H264V194L263 193H259V189L260 190H262V191H264V186L262 187L261 186V184L262 183H264V160H261L260 159V163L261 164H257L256 165V163L255 162H253V160L251 161V160H249V159H240ZM245 160H246V162H245ZM252 162H253V164H252ZM249 163H251L250 165H249ZM12 164V163H11ZM244 165L245 166V168H244V166H242V165ZM16 165V164H15ZM14 164H12V165H6V167L4 166V167H0V193H2V194H0V201H2V202H0V205H1V210H0V217H1V219H0V233L2 234H0V239H2V240H0V244L1 245H3L4 247H6V248H9V250L10 249H12V253L9 255L10 256V259L8 260L9 262H7V259L5 260V256L8 254V251L9 250H4V254L2 253V255H1V257H0V264L2 263V264H17L21 259H23V258H25V257H28L27 255H29V254H27L28 252H29V248H26V247H18L19 246V241L20 240H17L18 242H14L13 241V243H11V246H10V243H9V236L10 235H8V234H6V232L8 231V229H7V227H8V225H10L11 226V224L14 226V225H18V223H19V225H18V227L16 228V230H15V235H18L20 238H21V240H23L24 241V243L25 244H27L28 243V237L31 235V233L34 231L33 230V227H32V225H30L29 224V226H28V223H26L25 221H23L24 220V218H23V214H27L26 213V211H25V209L24 210H22V212H21V215L19 216V218H21L20 220H19V218H18V223H16L15 222V220H16V218L17 217H15V216H12V215H15V214H17L16 213V206H17V197L15 198V199H11L10 197H14L15 195H14V190H13V186H10L9 184H8V180L9 179H12V178H14L15 177V174H16V169L18 168V166L20 165H16L15 166ZM247 165H249V167L252 165V166H254V168L251 166L250 168L249 167H247ZM243 169H241L240 167ZM261 166V167H260ZM247 167V168H246ZM240 169V170H239ZM245 169V170H244ZM246 169H248L247 171H246ZM241 172L240 174L238 173V172ZM249 171V172H248ZM134 173V174H133ZM237 173L239 174L238 175V177H236L237 176ZM259 173H261V174H259ZM111 174H112V172H111ZM131 174V175H130ZM258 174V175H257ZM126 175V176H125ZM130 175V176H129ZM123 176V177H122ZM128 176V177H127ZM3 178V179H2ZM109 178V179H108ZM111 179V180H110ZM122 179V180H121ZM137 179V180H136ZM235 179V180H234ZM263 179V180H262ZM117 180H118V182H117ZM121 180V181H120ZM108 181V182H107ZM112 181H113V184H112ZM235 181V182H234ZM251 179L249 178V180H248V182L249 183H251ZM99 182V181H98ZM104 182V183H103ZM117 182V183H116ZM123 182V183H122ZM234 182V183H233ZM106 183V184H105ZM109 183V184H108ZM104 184V185H103ZM2 185V186H1ZM9 185V186H8ZM108 185V186H107ZM259 185V186H258ZM4 186V187H3ZM101 186V187H100ZM104 186V187H103ZM118 186V187H117ZM27 187V186H26ZM31 187V186H30ZM29 187V188H30ZM96 187V188H95ZM106 187L109 189V190H107L106 189ZM259 187V188H258ZM261 187V188H260ZM136 188V189H135ZM99 189V190H98ZM112 189H114V190H112ZM221 189L222 191H224L223 193H220V191L219 190ZM31 190V189H30ZM156 190V191H155ZM41 191V190H40ZM40 191H37V193L36 194H41V192ZM103 191V192H102ZM116 191V192H117ZM136 191V192H135ZM152 191V190H151ZM217 191V192H216ZM227 191V192H226ZM217 194H216V193ZM142 193V194H141ZM205 193V194H204ZM208 193H210L209 195H208ZM215 195H214V194ZM5 194V195H4ZM95 194H96V197H95ZM107 194V195H106ZM166 194V195H165ZM172 196H171V195ZM227 194V195H226ZM8 195V196H7ZM14 195V196H13ZM148 195V196H147ZM150 195V196H149ZM211 195L213 196L214 195V197H211ZM225 195H226V198H228V199H225ZM175 196V197H174ZM218 198H217V197ZM224 196V197H223ZM5 197L7 198V199H5ZM148 197V198H147ZM211 197V198H210ZM216 197V198H215ZM255 197V198H254ZM259 197V198H258ZM3 198V199H2ZM37 198V197H36ZM256 198H258V199H256ZM101 199H103V201L101 202L100 200ZM214 199V200H213ZM223 199H224V201L227 203V204H225L224 203V201H223ZM254 199V200H253ZM7 200V201H6ZM39 201V203H40V205H41V209L43 210V211H49V203L50 202H52V201H50L49 202V200H48V198L47 197H45V196H42V195H40L39 197H38V199L36 200V202H38ZM95 201V203H93ZM244 201V200H243ZM161 202H163V203H161ZM234 202V203H233ZM235 202H237V203H235ZM10 203V204H9ZM181 203V204H180ZM186 203H188V204H186ZM222 203H224L225 205H228V207L226 208L229 212V216H226L228 213H226V211L223 209V206H225L224 204L222 205ZM239 203V204H238ZM7 204V205H6ZM12 204V205H11ZM70 204V203H69ZM120 204L121 203H119L118 204V207L120 206ZM193 204V205H192ZM218 204H216V205H218ZM5 207H4V206ZM71 205L73 206L74 204L73 203H71ZM235 205V206H234ZM3 206V207H2ZM9 207V208H7V207ZM12 206V207H11ZM70 206V205H69ZM69 206H67L66 208H72V207H69ZM157 206H159V211L158 210H156V208H157ZM195 206V207H194ZM251 206V207H250ZM255 206V207H254ZM5 208V209H4ZM79 208V209H80ZM153 208V211L151 210ZM229 208V209H228ZM253 208V210L251 211L250 209H252ZM12 211H11V210ZM91 209H94V211L92 212V215H90V210ZM163 209H167L168 210V212H169V216H170V218L168 219V226L167 227H165V228H161L160 227V224H159V222H160V220H161V214H160V212L163 210ZM185 209V210H184ZM194 209H195V211H194ZM219 209V210H218ZM222 209V210H221ZM232 209H234L233 210V212H232ZM36 210V209H35ZM35 210H33L31 213H30V217H32V215L34 214V212H35ZM40 210V209H39ZM184 210V211H183ZM249 210H250V212H249ZM173 211H175L176 213H177V216H175L174 214H172L171 212H173ZM182 211V212H181ZM239 211H241V213L239 212ZM244 211L246 212V213H244ZM196 212V213H195ZM231 212V213H230ZM249 212V213H248ZM253 212V213H252ZM5 213H7V214H5ZM10 213V214H9ZM13 213V214H12ZM151 213V214H150ZM179 213V214H178ZM215 213V214H214ZM221 213V214H220ZM239 213V214H238ZM248 213V215H246ZM4 214V216H1V215H3ZM80 214H82V215H80ZM235 214V215H234ZM255 214V215H254ZM7 215L9 216L8 218L10 219V217H11V219L9 220L8 218H7ZM87 215V216H86ZM90 215V216H89ZM182 215V216H181ZM224 215V216H223ZM237 215V216H236ZM84 216V217H83ZM77 217V218H76ZM83 217V218H82ZM175 217V218H174ZM197 217V218H196ZM213 217H215L216 219H217V223L216 224H213L212 223V218ZM253 217V218H252ZM5 218V219H4ZM15 218V219H14ZM62 218V219H61ZM157 218V219H156ZM253 220H252V219ZM64 219V220H63ZM112 219V220H111ZM115 219V220H114ZM5 220H7V221H5ZM151 220V221H150ZM155 220V221H154ZM177 220H179L178 222H176ZM233 220V221H232ZM3 221V222H2ZM11 221H12V223H11ZM71 222V223H70ZM82 222V223H81ZM85 222V223H84ZM170 222V223H169ZM233 222H234V224H233ZM239 222H240V224H239ZM14 223V224H13ZM21 223H23V224H25V226L24 225H22ZM178 223V224H177ZM225 223H226V225H225ZM56 224H59V223H57L56 222ZM6 225V226H5ZM9 226V227H10ZM85 226V227H84ZM236 226H238V227H236ZM24 227V228H23ZM28 227V228H27ZM83 227V228H82ZM223 227H225V228H223ZM235 227V228H234ZM73 228H74V230H73ZM77 228V229H76ZM116 228V229H115ZM215 228V229H214ZM237 228V229H236ZM3 229V230H2ZM19 229V230H18ZM68 229V230H67ZM173 229V230H172ZM212 229V230H211ZM222 229V230H221ZM239 229V230H238ZM2 230V231H1ZM64 230H63V232H64ZM70 230H72L71 231V233H70ZM90 231V232H88V231ZM216 230H217V232H216ZM237 230V231H236ZM18 231V232H17ZM19 231H20V233H19ZM23 231H24V233H23ZM75 233H74V232ZM80 231V232H79ZM81 231H82V233H81ZM83 231H86L85 233H86V235H85V233L83 232ZM111 233H110V232ZM117 231V232H116ZM213 231V232H212ZM70 234H69V233ZM226 232V233H225ZM237 232V233H236ZM244 232V233H243ZM68 233V234H67ZM109 233V234H108ZM209 233V234H208ZM210 233H211V235H210ZM6 234V235H5ZM26 236H25V235ZM28 234H29V236H28ZM107 234V235H106ZM228 236H227V235ZM238 234V235H237ZM86 237H85V236ZM114 235V236H113ZM170 235V236H169ZM206 235V236H205ZM13 236V235H12ZM49 236V235H48ZM81 236V237H80ZM90 236V237H89ZM204 236H205V238H207V240H205V239H203L204 238ZM209 236H210V238H209ZM71 237H73V238H71ZM108 237H110V238H108ZM88 238V239H87ZM105 238H107L108 239V241H107V243L105 242ZM28 239V240H27ZM90 239V240H89ZM92 239V240H91ZM109 239H111V240H109ZM117 239V240H116ZM210 239V240H209ZM214 239V240H213ZM219 239V240H218ZM70 240V241H69ZM94 240V241H93ZM135 240V241H134ZM212 240H213V242H212ZM90 241V242H89ZM205 241V243H203ZM216 241V242H215ZM68 242V243H67ZM212 242V244H208V243H211ZM229 242V243H228ZM121 243V244H120ZM129 243V244H128ZM228 243V244H227ZM14 244H15V246H14ZM97 244V245H96ZM263 244H264V242H263ZM97 247H96V246ZM111 246L112 248H111V251H107V246ZM131 245V246H130ZM212 245V246H211ZM214 245H215V247H214ZM217 245V246H216ZM228 245V246H227ZM222 246H223V249H222ZM231 246V247H230ZM227 247H229V248H231V250L233 249V251H229V249L227 248ZM236 247V248H235ZM263 247H264V245H263ZM5 248V249H6ZM72 248V249H71ZM94 248V249H93ZM128 248V249H127ZM226 250H225V249ZM235 248V249H234ZM26 249V250H25ZM95 249H97V251L95 250ZM102 249V250H101ZM199 249V248H198ZM208 249V250H207ZM214 249V250H213ZM218 249V251H216ZM221 250V253H220V250ZM21 250V251H20ZM22 250H24V254H20L21 252H22ZM72 250V251H71ZM223 250V251H222ZM164 251V250H163ZM197 251V250H196ZM213 251H214V253H213ZM7 253V254H6ZM20 254L19 255V257H17L16 259L13 257L15 254ZM211 253H213V254H211ZM246 253V254H245ZM102 254V255H101ZM110 254V255H109ZM215 254L217 255V256H215ZM230 254V255H229ZM75 255V256H74ZM21 256V257H20ZM29 256H31V254L29 255ZM78 256V257H77ZM111 256V257H110ZM223 256V257H222ZM226 256V257H225ZM2 257H3V260H2ZM76 257H77V259H76ZM91 257V258H90ZM20 258V259H19ZM100 258H102V259H100ZM206 258H208V256L206 257ZM235 260V262H234V260ZM4 260H5V262H4ZM15 260H16V262H15ZM18 260V261H17ZM13 262V263H12ZM28 263H30V264H35V263H31L30 261H27ZM224 262V263H223ZM234 262V263H233ZM67 264V263H66ZM131 264H141V263H137L136 261H134V262H132Z\"/></svg>",
    "mask_w": 264,
    "mask_h": 264
},
{
    "label": "snow or ice",
    "instance_id": "3",
    "mask_svg": "<svg viewBox=\"0 0 264 264\" xmlns=\"http://www.w3.org/2000/svg\"><path fill=\"white\" fill-rule=\"evenodd\" d=\"M205 102H208V103H210V97H209V95L207 94V92L206 91H204V92H201L200 93V95H199V98L195 101V105H196V107H200V108H204V106H205ZM222 108H223V105H222ZM129 127H131V128H135L136 126L133 124V125H129ZM29 139H31V137H29ZM33 147H36V145H33ZM97 147H99V145H97ZM32 154H31V151L29 152V159H28V161L27 162H25L24 164H22V165H19L18 166V168H17V171L19 172V174L20 175H22L23 174V172L24 171H27L28 170V164L30 163V161L32 160ZM38 158V157H37ZM19 182H20V179H19V176H16V177H14V178H12V179H9L8 180V184L10 185V186H16V185H18L19 184ZM21 195H23L24 196V200H25V204H31V190L30 189H28L27 191H25V192H20L19 190H17L16 191V197L17 196H21ZM16 197H10L11 199H15ZM262 197H264V196H262ZM242 199H245V200H247L248 199V195H246V196H244ZM101 202L103 201V199H101L100 200ZM161 203H163V202H161ZM152 211H153V208L151 209ZM156 210H160L159 209V206H157V208H156ZM94 211V209H91L90 210V215H92V212ZM172 214H174L175 216H177V213L175 212V211H173V212H171ZM160 214H161V220H160V222H159V224H160V227L163 229V228H165V227H167L168 226V219L170 218V216H169V212H168V210L167 209H163L161 212H160ZM89 215V216H90ZM179 220H177L176 222H178ZM203 226L205 227V226H208V224H209V220L207 219V218H204L203 219ZM218 221H217V219L215 218V217H213L212 218V223L213 224H216ZM9 231H11V232H15V229L13 228V229H9ZM107 241H108V239L107 238H105V242L107 243ZM111 246L109 245V246H107V251H111ZM191 249H189L188 250V252H186L185 253V257L187 258L188 257V255L191 253ZM91 258V257H90ZM100 259H102V258H100ZM107 264H112V261H108L107 262Z\"/></svg>",
    "mask_w": 264,
    "mask_h": 264
},
{
    "label": "clouds",
    "instance_id": "4",
    "mask_svg": "<svg viewBox=\"0 0 264 264\" xmlns=\"http://www.w3.org/2000/svg\"><path fill=\"white\" fill-rule=\"evenodd\" d=\"M223 9H227L230 7V2H226L225 4L220 6ZM243 7H247L242 6ZM237 21L242 23L244 26L240 27L239 31L234 34L233 29L237 27ZM254 30V27L251 23L248 22L247 16H238L236 20L231 21L226 28L217 27L216 34H213L210 29L205 31V43L206 45L215 46L217 44L231 43L235 40L242 39L246 37L249 33ZM222 33V35H221ZM260 41L264 42V32H261Z\"/></svg>",
    "mask_w": 264,
    "mask_h": 264
}]
</instances>
